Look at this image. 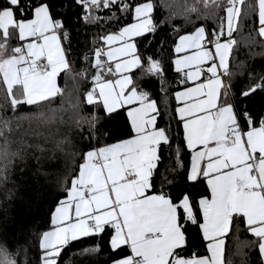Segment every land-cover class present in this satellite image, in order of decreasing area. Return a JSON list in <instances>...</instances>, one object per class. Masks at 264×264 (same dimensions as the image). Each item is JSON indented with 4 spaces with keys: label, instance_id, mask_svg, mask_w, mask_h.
Masks as SVG:
<instances>
[{
    "label": "snow or ice",
    "instance_id": "obj_1",
    "mask_svg": "<svg viewBox=\"0 0 264 264\" xmlns=\"http://www.w3.org/2000/svg\"><path fill=\"white\" fill-rule=\"evenodd\" d=\"M73 2L82 8L79 18L86 24L100 22L105 18L96 13L113 8L132 15L133 23L99 37L103 46L94 48L91 58L87 54L83 57L95 70L91 76L93 86L84 92L83 103L102 109L107 117L125 109L132 136L100 144L107 133L100 127L97 111L83 115L79 96L71 99L66 85L58 84L61 73L66 79L87 80L89 68L76 69L69 60L64 42L70 34L65 23L54 18L48 0H0V92L6 93L14 114L22 105L36 109L12 117L0 111V155L19 154L8 151L14 120H35L49 128L69 125L82 140L100 144L82 153L79 172L65 188L67 197L52 214V230L42 234L41 264H58L63 248L70 242L101 237L107 229L112 230L111 250L118 255L125 248L129 252L112 260V264H226L229 233L241 264H248L246 248L257 249L260 264H264V116H254L247 106L240 110L232 83L235 77L245 74L244 62L236 63L238 70H233L238 45L256 43L251 35H243L241 6L257 13L259 27L255 32L264 41V0H159L160 6L180 9L170 12L159 24L154 15L156 0ZM197 5L205 10L204 19L209 18V12L226 13L210 33L203 25L195 27L193 32L179 35L174 46L173 64L182 75L180 83L193 85L175 93L176 119L182 125L183 141L191 155L184 179L190 184L204 181L210 192V197L202 196L198 201L186 191L173 196L163 187L154 190L161 146H171L172 133L170 125L158 126L160 109L133 75L139 70V79L155 77L163 81L161 61L141 56L136 38L155 35L160 24L171 23L177 17L189 24L193 16L200 19ZM107 19H117L115 12ZM173 31L179 33L180 28L173 25ZM14 39L25 43L12 46ZM247 79V86L239 92L241 102L264 92V72H248ZM58 97L60 106L54 107ZM68 112L71 115L65 120ZM69 142L65 136L56 147ZM21 145L26 147L23 142ZM183 169L177 145L172 171ZM162 179L168 185L176 182L167 176ZM241 218L254 238L251 241L240 240L239 232L234 231ZM189 225L199 229L206 254H188ZM100 250L96 245L82 254ZM0 264H17L3 245ZM227 264L233 262L228 260Z\"/></svg>",
    "mask_w": 264,
    "mask_h": 264
},
{
    "label": "trees",
    "instance_id": "obj_2",
    "mask_svg": "<svg viewBox=\"0 0 264 264\" xmlns=\"http://www.w3.org/2000/svg\"><path fill=\"white\" fill-rule=\"evenodd\" d=\"M48 3L54 18L62 20L70 34L69 40L64 42V47L68 50V58L74 68H89L87 80L66 79L61 73L57 78L58 84L61 87L66 85V90L71 93V99L79 96L83 115L97 111L101 117L100 127L107 133L100 144H109L132 136L125 116V109L107 117L102 109L96 110L83 103L84 92L93 86L91 76L95 71L90 68V62H85L83 57L87 54L91 58L93 49L103 46V41L99 37L107 33H116L124 26L133 23L132 15L121 13L113 8L111 11L103 10L96 13V15L105 18L100 22L86 24L79 18L82 8L76 5L73 0H48ZM156 3L158 6L154 15L158 24L165 20L170 12L180 10L175 5L171 9L160 6L159 0H156ZM197 7L201 14L200 19L193 16L192 23L189 24L183 18L177 17L171 23L160 24L155 35L147 34L144 37L136 38L138 52L141 56L145 58L150 56L161 61L164 68L163 81L155 77L139 79V70L133 73L134 77L138 78L140 88L150 94L151 99L156 101L160 109L158 126L170 125L172 133L171 146H161V162L153 178L154 190L159 191L163 187L165 192H171L173 196L186 191L196 201L202 196H209V190L204 181L190 184L186 183L184 179L190 167L191 155L183 141L182 125L176 119L178 103L175 100V92L180 88L181 74L175 71L173 65L174 46L179 35L191 33L195 27L203 25L210 33L217 26L219 18L226 15L223 10H220L214 14L209 12V18L204 19L205 10L200 5ZM241 10L244 16L243 35L245 37L251 35L256 43L245 45L241 42L238 45L233 61V70H238L234 67L236 63L244 62L245 74L233 79V91L237 94L240 110L247 106V109L258 117L263 116L264 92H258L254 98L242 102L239 101V92L248 84V72H264V41L255 32V29L259 27L257 13L244 6H241ZM113 11L117 19L108 20L107 17ZM173 25L180 28L179 33L173 31ZM233 35L235 37L236 33ZM0 104L4 105V109L0 111L8 117L27 115L36 110L34 106L22 105L14 114L7 103L4 92H0ZM53 106H60L59 97ZM65 106L67 107V105ZM70 115L71 112L65 113L64 119L68 120ZM17 124H19V128H17ZM12 127L14 131L9 136L8 151L9 153L19 152V154L8 157L0 155V245L6 247L7 251L16 259L17 264H41V236L52 228V214L59 202L67 197L65 188L71 186V178L79 172V165L83 163L82 153L94 146L98 147L100 144H97L96 141L89 143L82 140L80 133L69 125L57 124L49 128L40 125L35 120H14ZM65 136L70 142L57 148L56 142ZM21 142L26 147H22ZM2 143L3 141L0 140V144ZM177 145L181 150L184 169L173 172ZM165 176L169 179L174 178L176 182L173 185L164 183L162 178ZM65 180L68 181L67 184L63 183ZM234 231L239 232L242 241L254 239L245 230L243 218L240 219V223ZM111 233L112 230L107 229L101 237H82L70 242L63 248L58 264H112V260L128 255L129 252L126 248L120 251L119 255L111 250L109 246ZM187 235L188 254L192 252L199 255L206 254L205 242L199 229L189 225ZM96 245H99L101 249L99 253L82 254L84 249ZM236 251L233 235L229 233L224 255L226 264L228 260H231L233 264H241V257L236 255ZM244 251L247 253L248 264H260L257 249L246 248Z\"/></svg>",
    "mask_w": 264,
    "mask_h": 264
},
{
    "label": "crops",
    "instance_id": "obj_3",
    "mask_svg": "<svg viewBox=\"0 0 264 264\" xmlns=\"http://www.w3.org/2000/svg\"><path fill=\"white\" fill-rule=\"evenodd\" d=\"M177 41H178V39H177ZM177 41H176V43H177ZM22 43H25V42H21V41H19V40H16V39H14L13 40V44H12V46H18V45H20V44H22ZM176 58V53L174 52V59ZM174 65V64H173ZM206 67V66H205ZM174 68H175V66H174ZM206 75V74H205ZM181 79H182V75H181ZM181 81V80H180ZM199 81H197V83H198ZM191 86H193L192 85V82H189V83H187V84H184V85H181V83H180V88L176 91V92H179V91H183L185 88H187V87H191ZM175 92V93H176ZM176 100V99H175ZM177 102V101H176ZM121 110V109H120ZM119 111V110H118ZM124 112H125V116H126V118H127V113H126V110H124ZM263 116H264V109H263ZM127 120H128V118H127ZM131 137V136H130ZM130 137H128V138H130ZM128 138H125V139H128ZM125 139H122V140H125ZM122 140H118V141H115V142H112V143H109V144H113V143H116V142H119V141H122ZM209 197H210V192H209ZM66 199V198H65ZM54 213V212H53ZM52 230V228L51 229H49V230H47V231H51ZM41 238H42V236H41ZM40 243H41V240H40Z\"/></svg>",
    "mask_w": 264,
    "mask_h": 264
},
{
    "label": "rangeland",
    "instance_id": "obj_4",
    "mask_svg": "<svg viewBox=\"0 0 264 264\" xmlns=\"http://www.w3.org/2000/svg\"><path fill=\"white\" fill-rule=\"evenodd\" d=\"M114 79V78H113ZM127 113V112H126ZM46 232V231H45Z\"/></svg>",
    "mask_w": 264,
    "mask_h": 264
}]
</instances>
